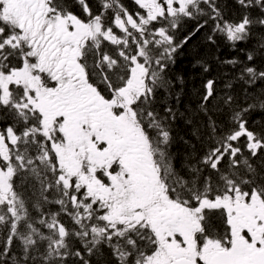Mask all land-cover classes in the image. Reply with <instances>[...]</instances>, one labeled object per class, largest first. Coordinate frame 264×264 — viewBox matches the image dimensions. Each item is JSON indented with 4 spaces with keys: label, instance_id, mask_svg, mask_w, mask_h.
I'll return each mask as SVG.
<instances>
[{
    "label": "snow or ice",
    "instance_id": "6c2138e0",
    "mask_svg": "<svg viewBox=\"0 0 264 264\" xmlns=\"http://www.w3.org/2000/svg\"><path fill=\"white\" fill-rule=\"evenodd\" d=\"M0 264H264V0H0Z\"/></svg>",
    "mask_w": 264,
    "mask_h": 264
},
{
    "label": "trees",
    "instance_id": "16d2710c",
    "mask_svg": "<svg viewBox=\"0 0 264 264\" xmlns=\"http://www.w3.org/2000/svg\"><path fill=\"white\" fill-rule=\"evenodd\" d=\"M183 59V63H181L180 65H179V71H183V70H185V69H188L189 70V72H192L193 70H192V66H191V64H189L188 63V58H182Z\"/></svg>",
    "mask_w": 264,
    "mask_h": 264
}]
</instances>
